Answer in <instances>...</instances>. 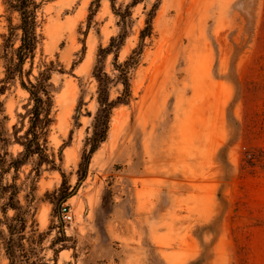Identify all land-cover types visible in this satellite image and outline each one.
Here are the masks:
<instances>
[{
	"label": "rangeland",
	"instance_id": "rangeland-1",
	"mask_svg": "<svg viewBox=\"0 0 264 264\" xmlns=\"http://www.w3.org/2000/svg\"><path fill=\"white\" fill-rule=\"evenodd\" d=\"M7 1L0 47L20 24ZM38 2L31 80L41 64H54L49 146L58 166L43 167L36 193L47 263L264 264V0ZM120 37L105 68L117 75L116 53L122 64L142 49L132 98L113 110L86 166L99 107L93 69L100 48ZM5 70L0 52V80ZM122 92L113 85L110 99ZM31 106L20 81L11 82L0 95V124L12 134L27 125ZM31 169L23 167L21 181ZM63 205L73 222L63 220ZM62 235L67 248L55 261L49 247ZM0 264H8L2 255Z\"/></svg>",
	"mask_w": 264,
	"mask_h": 264
},
{
	"label": "trees",
	"instance_id": "trees-1",
	"mask_svg": "<svg viewBox=\"0 0 264 264\" xmlns=\"http://www.w3.org/2000/svg\"><path fill=\"white\" fill-rule=\"evenodd\" d=\"M9 9L20 16V24L11 26L9 36L0 47L1 56L5 61V78L0 80V95L7 90L8 84L20 81L22 89L30 95L31 108L28 110L21 126L15 125L13 133L9 134L4 125L0 124V256L8 264H48L44 246L48 233L40 232L36 221V193L38 183L43 173V167L57 170L56 154L49 146V134L54 123L52 112L54 108L53 84L51 73L54 64H41L42 71L31 80L34 59L40 43L37 29L40 26L38 12L42 3L38 0H8ZM21 32L20 45L14 49L13 39ZM151 25L142 32V39L151 36ZM120 39V41H118ZM113 38L108 48H100L98 60L93 69V76L98 83V111L93 122V133L87 139L86 147H90L84 156L87 166L92 155L99 149L108 137L113 110L122 104H129L132 98L130 75L140 65L142 49L134 51L133 55L122 63H118L119 54L114 57L113 72H106L105 58L113 51L120 50L123 39ZM31 64L28 71L25 64ZM26 78V81H25ZM121 84L123 92L115 100L110 99L113 85ZM16 144L22 148L18 155L9 152V146ZM32 165V169L21 181L23 167ZM68 194L61 195L63 200ZM68 239L62 235L52 241L49 249L54 253V260L67 247ZM61 245V250L56 249Z\"/></svg>",
	"mask_w": 264,
	"mask_h": 264
},
{
	"label": "built area",
	"instance_id": "built-area-1",
	"mask_svg": "<svg viewBox=\"0 0 264 264\" xmlns=\"http://www.w3.org/2000/svg\"><path fill=\"white\" fill-rule=\"evenodd\" d=\"M61 214L63 217V220L66 223H71L74 220V215L72 213V210L67 206V205H63L61 208Z\"/></svg>",
	"mask_w": 264,
	"mask_h": 264
}]
</instances>
